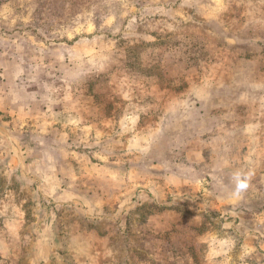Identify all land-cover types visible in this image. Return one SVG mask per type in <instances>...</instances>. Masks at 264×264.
Returning a JSON list of instances; mask_svg holds the SVG:
<instances>
[{
    "label": "rangeland",
    "instance_id": "rangeland-1",
    "mask_svg": "<svg viewBox=\"0 0 264 264\" xmlns=\"http://www.w3.org/2000/svg\"><path fill=\"white\" fill-rule=\"evenodd\" d=\"M0 264H264V0H0Z\"/></svg>",
    "mask_w": 264,
    "mask_h": 264
}]
</instances>
